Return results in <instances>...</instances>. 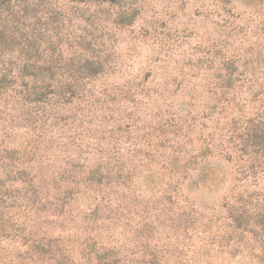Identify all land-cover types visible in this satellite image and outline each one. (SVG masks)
<instances>
[{
  "label": "rangeland",
  "instance_id": "rangeland-1",
  "mask_svg": "<svg viewBox=\"0 0 264 264\" xmlns=\"http://www.w3.org/2000/svg\"><path fill=\"white\" fill-rule=\"evenodd\" d=\"M0 179V264H260L264 0H0Z\"/></svg>",
  "mask_w": 264,
  "mask_h": 264
},
{
  "label": "trees",
  "instance_id": "trees-1",
  "mask_svg": "<svg viewBox=\"0 0 264 264\" xmlns=\"http://www.w3.org/2000/svg\"><path fill=\"white\" fill-rule=\"evenodd\" d=\"M2 181L3 180L0 179V182ZM0 198V245L5 243L7 247L18 251L24 255L25 258H28L35 263L39 260V245L35 244L33 241H30V239H27L26 236L23 235V230L20 228L19 230L11 228L10 224H8L4 219L5 216L2 215V213H4L2 208L4 201L2 200H6V198H4L2 195ZM241 209V212H238L237 216L232 218V221L236 222L237 226L234 228L236 230L239 229L238 231H240V233H248L249 235L253 236L255 232L254 229L257 228V226L264 224V209H256L255 211L248 207H242ZM233 210L234 209H231V211ZM18 220L19 217L17 221ZM256 258L260 264H264V256L262 253L260 255H256Z\"/></svg>",
  "mask_w": 264,
  "mask_h": 264
}]
</instances>
